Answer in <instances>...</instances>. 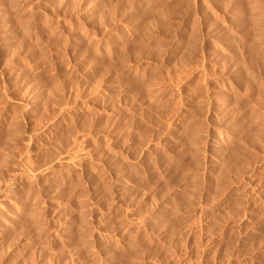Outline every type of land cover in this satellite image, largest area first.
<instances>
[{"label":"rangeland","instance_id":"1","mask_svg":"<svg viewBox=\"0 0 264 264\" xmlns=\"http://www.w3.org/2000/svg\"><path fill=\"white\" fill-rule=\"evenodd\" d=\"M0 264H264V0H0Z\"/></svg>","mask_w":264,"mask_h":264},{"label":"bare ground","instance_id":"2","mask_svg":"<svg viewBox=\"0 0 264 264\" xmlns=\"http://www.w3.org/2000/svg\"><path fill=\"white\" fill-rule=\"evenodd\" d=\"M181 40V39H180ZM179 42V41H178ZM193 42H194V40H193ZM178 44V43H177ZM219 96V95H218ZM223 96V95H222ZM212 142V141H211ZM71 160H72V158H71Z\"/></svg>","mask_w":264,"mask_h":264}]
</instances>
